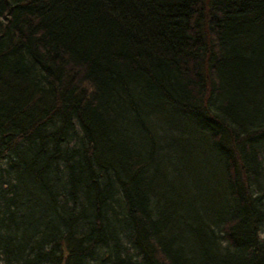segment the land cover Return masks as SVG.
<instances>
[{"label":"trees","instance_id":"1","mask_svg":"<svg viewBox=\"0 0 264 264\" xmlns=\"http://www.w3.org/2000/svg\"><path fill=\"white\" fill-rule=\"evenodd\" d=\"M0 264H264V0H0Z\"/></svg>","mask_w":264,"mask_h":264}]
</instances>
